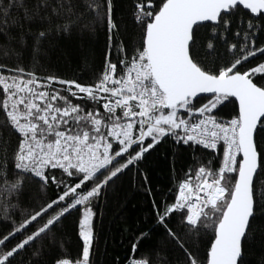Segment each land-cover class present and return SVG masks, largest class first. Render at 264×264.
I'll use <instances>...</instances> for the list:
<instances>
[{
  "label": "trees",
  "instance_id": "16d2710c",
  "mask_svg": "<svg viewBox=\"0 0 264 264\" xmlns=\"http://www.w3.org/2000/svg\"><path fill=\"white\" fill-rule=\"evenodd\" d=\"M166 1L0 0V264H56L63 259L128 264L132 256L148 264L208 263L227 202L211 207L197 226L186 222V211L172 207L181 181L200 169L217 171L220 151L156 131L130 156L126 151L92 176L50 167L42 178L18 166L25 136L14 126L11 112L28 107L25 99L19 102L14 97L15 79L22 85L29 81L39 90L52 81L51 106L74 109L68 116H57L47 129L38 119L43 107L35 104L30 111L39 121L37 136L58 130L71 136L89 132L107 136L115 154L121 150L108 128L131 121L130 115L107 112L98 96L78 98L75 87L65 84L97 85L109 64H115L119 73L134 62L149 66L145 37L151 20L142 15L150 9L155 16ZM190 54L209 74L243 73L264 89V70H257L264 66V14L237 6L217 23L197 26ZM23 94L29 96L27 91ZM205 107L219 120L239 117L236 100L218 95L180 105L177 119L190 120ZM170 110L166 100L151 108L153 115ZM136 128L137 134L142 129L139 117ZM255 140L260 155L255 210L239 264H264V119ZM236 177L224 178L228 200ZM90 192L83 204L71 207L77 197ZM87 212L92 214L94 233L89 247L82 233Z\"/></svg>",
  "mask_w": 264,
  "mask_h": 264
},
{
  "label": "built area",
  "instance_id": "2783aa9c",
  "mask_svg": "<svg viewBox=\"0 0 264 264\" xmlns=\"http://www.w3.org/2000/svg\"><path fill=\"white\" fill-rule=\"evenodd\" d=\"M140 11L143 12L141 8ZM153 17V13L150 12L147 19L152 20ZM52 84L51 81V84L38 91L39 99L43 105V114L38 119L47 129L57 116L64 117L74 112V109H58L51 106L55 99V95L50 92ZM65 85L74 86L75 96L78 98L98 96L102 99L107 112L121 111L130 115L131 121L112 124L108 128L113 140L128 145V156L138 143L142 142L150 133L158 130L164 133H173L183 142L199 144L221 152V164L215 173L200 169L195 176L181 181L179 185L172 211H186V222L189 225H198L212 199L223 187L224 178L229 175H237L242 160L240 117L219 120L210 114H198L190 120H181L175 125L152 121L149 105L151 110L152 107L162 105L166 99L152 76L150 66L144 67L140 62H134L125 72L119 73L115 64H109L103 80L97 85L86 86L69 83ZM44 107L48 108L44 110ZM11 114L16 117L14 126L17 131L25 136L19 151L18 166L20 168L42 178L50 167L63 168L68 173L78 169L70 155L76 147L80 149L73 143V136L63 130H58L54 135L47 133L37 136L35 133L40 129L39 121L33 119V113L30 112L27 116L19 115L16 112H11ZM138 117L142 121V129L136 134ZM92 148L93 146L89 144L83 150L88 154ZM104 153L106 156H111L113 151L105 146ZM111 157L113 158H110L109 163L112 165L119 155L116 153ZM88 164L89 162L86 161L80 162V165L83 166ZM90 194L91 192L77 197L71 207L83 204ZM93 240L94 233L88 236L89 244H92ZM56 264H90V262L63 259ZM128 264H148V262L132 256Z\"/></svg>",
  "mask_w": 264,
  "mask_h": 264
},
{
  "label": "water",
  "instance_id": "95a60500",
  "mask_svg": "<svg viewBox=\"0 0 264 264\" xmlns=\"http://www.w3.org/2000/svg\"><path fill=\"white\" fill-rule=\"evenodd\" d=\"M242 6L264 14V0H167L147 25L145 51L152 76L174 109L200 97L236 100L241 119L242 160L229 202L217 225L207 264H239L243 241L254 216V182L260 167L256 131L264 119V89L239 72L216 76L192 59L194 29L217 23L223 13Z\"/></svg>",
  "mask_w": 264,
  "mask_h": 264
},
{
  "label": "rangeland",
  "instance_id": "374dc122",
  "mask_svg": "<svg viewBox=\"0 0 264 264\" xmlns=\"http://www.w3.org/2000/svg\"><path fill=\"white\" fill-rule=\"evenodd\" d=\"M149 10L146 11V13L143 12L144 14L142 16H145L147 18L150 15ZM257 70L258 71L264 70V66L261 68H258ZM14 81H12L13 83L10 82L15 89V93L17 92V95H18V96H14V97H17L19 102L23 101V99H25L27 101V107H28L27 110H24V111L22 110L20 112H16L17 114L27 116L31 112L30 109H33V107H37L35 104H37V105L40 104L41 106H43L42 102L39 99L40 96H38L39 95L38 94V90H39L38 88H35V89L32 88L31 82H29V81L23 82L24 85H22L20 83L21 80H18L15 82ZM30 89H32V92H30ZM25 91H27V93H29L28 97H24L23 92H25ZM47 108L48 107H44V110H46ZM15 109L19 111L18 108L15 107ZM180 109L184 110V109H186V107H180ZM178 110L179 109L174 108V109H171L169 111V113H167V114L164 111H161L157 115H153L151 110H150V105H149V113H150L151 120L155 121L157 123H160V124L175 125L178 122H180L181 120L177 119V118H180V116L178 115ZM209 111H210V107H205L204 109L199 110L196 114H207V113H209ZM42 114H43V112L41 111L40 114L38 115V117ZM187 117H190V115L184 117V119ZM186 120H188V119H186ZM96 123H100V121L97 120ZM157 133L159 136H161L164 132L158 130ZM90 134L91 133H89V132L88 133L84 132L82 134H79L78 136L72 137L73 143L75 145H77L80 149H78L76 147V149H74V151L71 152L70 155H72L71 156L72 162L74 164H77L78 169H75V170L79 171L80 173H84L86 175L92 176L95 173L102 170L103 168L112 166L109 163V161H110V158L111 159L113 158L111 156H114L115 152L113 151L114 148L110 145L111 142L107 136L104 137L102 135H97V134L90 135ZM89 144H91L93 146V148L90 150V152L88 154H86V152L83 150V148H85ZM105 146H108L113 151L111 156L105 155V153H104ZM118 147H120L121 150L118 151L117 154L119 155V157L115 158L116 160L124 155V153L127 151L128 145L126 143H123L122 145H119ZM81 161L89 162V164L87 166L80 165ZM112 163H114V161ZM227 197H228V191H227V188L223 184V187L219 190V192L216 194V196L212 199V202L209 205V207L205 210V213L202 216V218L209 216V209L211 207H219L226 202L228 204L229 200L227 199ZM86 216L90 217L91 213L87 212Z\"/></svg>",
  "mask_w": 264,
  "mask_h": 264
},
{
  "label": "crops",
  "instance_id": "0c3cea01",
  "mask_svg": "<svg viewBox=\"0 0 264 264\" xmlns=\"http://www.w3.org/2000/svg\"><path fill=\"white\" fill-rule=\"evenodd\" d=\"M83 228H82V233H83V237H84V240L86 242V245L87 247L90 246L89 242H88V236L90 234L93 233V227H92V214L90 217L86 216L84 219H83Z\"/></svg>",
  "mask_w": 264,
  "mask_h": 264
}]
</instances>
